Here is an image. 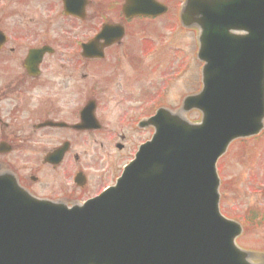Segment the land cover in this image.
I'll use <instances>...</instances> for the list:
<instances>
[{"label": "water", "instance_id": "95a60500", "mask_svg": "<svg viewBox=\"0 0 264 264\" xmlns=\"http://www.w3.org/2000/svg\"><path fill=\"white\" fill-rule=\"evenodd\" d=\"M126 2L127 16L155 6ZM185 10L205 66L201 93L183 107L199 110L201 125L157 119L116 186L82 207L38 202L0 180V264H248L234 245L240 226L218 211L215 164L263 127L264 0H187Z\"/></svg>", "mask_w": 264, "mask_h": 264}, {"label": "flooded vegetation", "instance_id": "af4514ba", "mask_svg": "<svg viewBox=\"0 0 264 264\" xmlns=\"http://www.w3.org/2000/svg\"><path fill=\"white\" fill-rule=\"evenodd\" d=\"M20 1L34 3L44 15L23 23V14H13L8 0H0V166L12 167L21 158L26 165L39 161L46 168L43 175L37 167L22 176L12 170L20 189L77 206L98 194L90 193L93 186L115 183L120 174L112 162L128 139L146 136L137 150L155 133L149 118L156 113L155 102L168 95H161L168 76L177 73L166 74V68L183 66L177 36L191 30L194 52L197 28L183 27L180 1L158 0L163 15L128 19L122 0H85L79 17L61 15L74 29L58 30L50 41L44 0ZM59 5L61 10L62 0ZM38 50L44 52L37 56ZM152 74L161 88L149 86ZM96 146L102 157L97 160L90 155ZM54 153L57 162L43 163ZM85 158L93 159V166L80 167Z\"/></svg>", "mask_w": 264, "mask_h": 264}, {"label": "rangeland", "instance_id": "374dc122", "mask_svg": "<svg viewBox=\"0 0 264 264\" xmlns=\"http://www.w3.org/2000/svg\"><path fill=\"white\" fill-rule=\"evenodd\" d=\"M99 1L100 0H94ZM170 1L174 5L178 1L183 0H161ZM44 6L47 11L50 12L48 16L50 17L47 26L48 37L50 41H53L55 37L59 36L58 30H69L74 29L71 20L61 19L58 15V10L60 8V0H44ZM8 7L13 14H23L22 22L26 23L31 17H41L44 14H40V9L34 6V3H27L20 0H8ZM58 11V12H57ZM12 21H9L11 24ZM194 35L191 33H179L177 36L178 46L181 47L185 59L182 57V63L185 65L189 64L190 67L183 68L182 77L178 78L177 81H173L171 87H165L162 91V96L166 95L169 87L170 92L164 96V101L166 108L170 109L172 112H177L179 110L178 101L181 95L196 94L201 90V63L194 66L193 56H192V40ZM167 39V38H166ZM165 39L160 41V43H165ZM192 41V42H191ZM191 52V55H190ZM186 54V55H185ZM192 61V62H191ZM172 64V63H171ZM174 64L167 66L166 74L172 72H178L181 70V65L178 64L174 66V69L170 70ZM153 75V74H152ZM162 76L159 77L160 80ZM151 84L149 86H155L157 83L158 88L162 87V84L157 81L154 84V75L151 77ZM161 85V86H160ZM159 91V90H158ZM150 92V91H149ZM151 92L156 96L158 92L156 89H151ZM184 118L189 123H200L201 117L199 113L191 111L190 113L184 115ZM264 125V122H263ZM143 139H147L146 136L141 135L138 138L128 139L126 150L122 152L121 156L113 160V164L117 169V172L121 167L127 165L128 160L135 153L134 150L138 142ZM98 147H94L93 154H90L94 159L102 158L99 153H97ZM11 159H16V155L10 156ZM7 159V161H11ZM93 159L85 158L79 161V166L91 167ZM24 159L21 158L20 161L14 163L12 167H8L5 164L0 166L1 172L14 170L15 174L23 175L28 173V168L37 167L41 168L42 175L45 173V167H42L39 161H33L32 163L25 164ZM95 161V160H94ZM110 162L107 158V163ZM216 170L218 174L219 184V210L223 216L230 219L243 226L242 234L236 239V244L241 250L247 252L249 256V262L252 264H264V129L256 135V138L237 140L230 144L225 155L220 158L217 162ZM103 185L93 186L90 193H97Z\"/></svg>", "mask_w": 264, "mask_h": 264}]
</instances>
